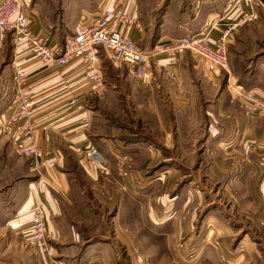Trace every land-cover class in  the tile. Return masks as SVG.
Returning <instances> with one entry per match:
<instances>
[{
  "label": "crops",
  "instance_id": "1",
  "mask_svg": "<svg viewBox=\"0 0 264 264\" xmlns=\"http://www.w3.org/2000/svg\"><path fill=\"white\" fill-rule=\"evenodd\" d=\"M53 1H58L54 7L60 11L50 20L44 0L34 1L40 10L34 29L50 32L51 45L63 44L82 23H89L100 2ZM151 1L127 0L126 9L143 27L131 35L144 41L146 33L157 30L158 41L175 39L166 31V18L157 29L144 20ZM228 1L198 0L195 17L203 9L207 15L194 33L205 22L224 16ZM53 5L50 2L51 9ZM255 15L258 24L241 28L231 40L229 70L238 84L264 98V6L256 8ZM222 30V23L216 25L214 37ZM6 34L12 35L8 42ZM6 34H0V43L3 51L7 45L10 50L9 68L19 65L29 76L35 100L31 116L49 127L47 137L38 132L34 138L43 151V163L35 166L26 157L28 182L17 186L19 200L4 208L13 212L4 228L25 242L32 206L42 204L50 217L47 250L40 252L26 242L33 249L20 250L19 264H145L144 253L154 259L157 242L171 241L174 200L187 199L186 185L172 196V182L183 181L189 169L194 197L182 202L180 212L194 208L196 214L198 208L210 206L207 222L220 240L232 241L236 226L247 231L244 240L252 232L264 234V118L243 114L228 83H222L224 71H210L186 54L177 66V80L152 65L153 79L141 83L101 55L103 84L92 90L81 58L56 68L33 56L25 42L15 43L11 32ZM161 63L164 66L166 60ZM13 104L14 97L6 111ZM86 116L91 125L80 130ZM90 147L107 160L104 169L86 160ZM195 214L174 235H183L188 227L196 230ZM14 236L3 231L0 241ZM5 257L2 264H10Z\"/></svg>",
  "mask_w": 264,
  "mask_h": 264
},
{
  "label": "built area",
  "instance_id": "2",
  "mask_svg": "<svg viewBox=\"0 0 264 264\" xmlns=\"http://www.w3.org/2000/svg\"><path fill=\"white\" fill-rule=\"evenodd\" d=\"M126 3L127 0H100L89 23H82L63 44L51 45L50 32L38 33L34 29L40 18V10L35 3L31 4L30 0H0V34L11 32L15 43L25 42L33 56L43 62H52L56 68H64L81 58L85 64L84 79L92 90L100 89L103 84L102 53L107 54L117 67L124 66L129 76L141 83H149L153 79L152 65L156 69L163 68L170 79L177 80V66L187 54L210 71H226L228 89L243 114L264 118V98L255 89L244 88L235 79L233 82L229 70L231 40L241 28L255 22V9L264 6V0H229L224 16L205 22L196 33L160 40L149 50L143 49L130 33L141 31L143 27L140 20L126 9ZM221 23L223 30L218 37H214L213 29ZM162 59L166 60L164 66ZM13 69V109L3 114L1 125L16 153L31 158L35 166H40L44 154L34 138L38 132L47 137L49 127L37 124L31 116L35 100L28 84V74L19 65L13 66ZM90 125L91 119L83 117L79 129L86 130ZM85 158L101 169L107 164L95 147L86 150ZM50 165L54 163L50 162ZM30 216L26 242L44 252L48 247L50 217L40 203L32 206Z\"/></svg>",
  "mask_w": 264,
  "mask_h": 264
},
{
  "label": "rangeland",
  "instance_id": "3",
  "mask_svg": "<svg viewBox=\"0 0 264 264\" xmlns=\"http://www.w3.org/2000/svg\"><path fill=\"white\" fill-rule=\"evenodd\" d=\"M36 0H30L31 4H34ZM49 2V4H48ZM50 2L54 5L53 9L50 7ZM55 4H58V1L53 0H44V6L48 9L49 20L52 16L56 15L60 10L56 9ZM127 4V3H126ZM150 8L145 11L149 13V16H144V20L150 24L151 27L157 29V26L160 22L164 21L166 18V31H168L169 35L174 38H179L185 36L187 34H193L197 28H199L203 19L207 14L203 11L195 17L198 0H152L150 2ZM196 8V9H195ZM169 12V13H168ZM168 13V14H167ZM207 13V12H206ZM150 14L152 16H150ZM264 21V17H263ZM258 24V19L255 20L254 23L250 25ZM248 25V26H250ZM264 25V22H263ZM157 31V30H156ZM144 33L146 39L144 41L137 40V43L145 50H149L153 48L159 40V33ZM6 41H10L12 39L11 34H6ZM5 38V36H4ZM3 38V39H4ZM5 47V46H4ZM2 42L0 43V234L5 231L8 234L11 232L14 234L13 240L10 241L2 240L0 241V264H2L3 256L5 260H9L10 264H19L20 260L18 258L20 254V250L26 249L27 251L33 249L26 245V242L23 241L19 234H15L10 229L4 228L6 221L9 218V215L13 212L4 211V208H10L12 203L17 201V193L20 192L18 189L16 190L18 185L25 184L28 182V161L24 156H20L16 153L15 149L12 146V143L8 137V133L3 129L1 125V118L3 114L7 111L9 104L13 102V94H15V88L13 91L14 85H11L10 79H13V71L10 66V50L8 45L4 48L3 51ZM102 58H104V62L107 60L112 63L107 54H101ZM10 62V63H9ZM124 69L127 74V69L123 67H119ZM227 73L226 71H224ZM3 76V77H2ZM129 76V74H128ZM130 77V76H129ZM131 78V77H130ZM222 83L225 87H227L228 77L227 75H222ZM232 81L234 82V78L232 77ZM8 92V96L4 97V94ZM251 145V144H250ZM191 173V169L188 170V176L183 179V181L178 182L179 178H175L172 182L174 187L171 190L172 196L179 191L180 188L184 189V186L187 187V199L179 200L176 198L174 200V207L170 210L169 217L171 218V241H163L160 240L157 242V249L155 250L154 259L148 257L145 253L141 255L143 262L149 264H264V234L260 233V235L254 234L252 231L250 234V239L244 240V231L240 228H237V233L232 241H224L217 238L214 233H211V229L213 226L207 222V219L210 218L211 210L210 206H207L203 209L198 208L197 215L195 214L194 208H187V212H180V205H182L183 201H189V197H194V183H193V174ZM180 187V188H179ZM175 188V189H174ZM185 191V190H184ZM219 197L222 198L223 202L227 206L231 204L227 202L224 195L220 192ZM207 199V198H206ZM19 200V198H18ZM9 205V207H8ZM4 212H6L4 214ZM214 212H217L215 210ZM197 220L196 230L191 227L186 228V233L183 235L177 236L174 235L176 233L175 229H178V226H184L185 222L190 223L191 219L194 217ZM237 216L241 215V212L234 213ZM222 219H224L223 215H219ZM12 218V217H11ZM10 219V218H9ZM174 224V225H173ZM214 228V227H213ZM6 229V230H5ZM10 230V231H9ZM213 232V231H212ZM196 233V234H195ZM191 235H193L191 237ZM254 236L256 238H251ZM190 237V238H189ZM252 245L253 249H249L248 247ZM7 250V253L3 255V250ZM25 250V251H26ZM153 259V260H152Z\"/></svg>",
  "mask_w": 264,
  "mask_h": 264
}]
</instances>
